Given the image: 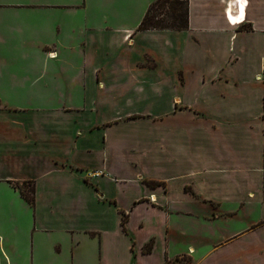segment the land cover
<instances>
[{
    "label": "crops",
    "instance_id": "crops-1",
    "mask_svg": "<svg viewBox=\"0 0 264 264\" xmlns=\"http://www.w3.org/2000/svg\"><path fill=\"white\" fill-rule=\"evenodd\" d=\"M154 1L0 0V264H264V0Z\"/></svg>",
    "mask_w": 264,
    "mask_h": 264
},
{
    "label": "trees",
    "instance_id": "trees-1",
    "mask_svg": "<svg viewBox=\"0 0 264 264\" xmlns=\"http://www.w3.org/2000/svg\"><path fill=\"white\" fill-rule=\"evenodd\" d=\"M161 4H167L169 6V14H168V22L164 23V21L158 19L157 15L154 16L152 14V11L154 9V7L160 5ZM180 3L177 0H155L152 4H150V6L148 7V9L146 10L138 28L139 29H177V30H181V29H185L187 27V23H188V9H187V0H186V6L184 9V12H181L178 8V5ZM154 17H156V21H154ZM158 182H154V181H148V184L150 185H155ZM32 189L30 190V192H27L25 190H21L22 195L24 196V198L29 201L32 202ZM127 217H123L121 220L122 226L124 227V223L126 221ZM151 248V242H149L146 245V248L144 249L145 251H149ZM166 264H191L190 261L186 258H184L182 261L175 259L172 262L166 261Z\"/></svg>",
    "mask_w": 264,
    "mask_h": 264
},
{
    "label": "built area",
    "instance_id": "built-area-1",
    "mask_svg": "<svg viewBox=\"0 0 264 264\" xmlns=\"http://www.w3.org/2000/svg\"><path fill=\"white\" fill-rule=\"evenodd\" d=\"M225 9L226 18L230 24L241 23L244 20L246 0H232L229 1ZM232 14V15H230Z\"/></svg>",
    "mask_w": 264,
    "mask_h": 264
},
{
    "label": "rangeland",
    "instance_id": "rangeland-1",
    "mask_svg": "<svg viewBox=\"0 0 264 264\" xmlns=\"http://www.w3.org/2000/svg\"><path fill=\"white\" fill-rule=\"evenodd\" d=\"M180 4L178 5V8L181 12H184V9H185V6H186V0H177ZM169 6L167 4H161L158 5L157 7L155 6L153 11H152V14L154 16L157 15L158 19L164 21V23H167L169 18H168V14H169ZM154 21H156V17L153 18Z\"/></svg>",
    "mask_w": 264,
    "mask_h": 264
}]
</instances>
